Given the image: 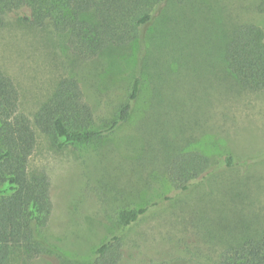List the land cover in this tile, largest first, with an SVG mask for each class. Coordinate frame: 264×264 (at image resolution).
<instances>
[{"label": "rangeland", "instance_id": "rangeland-1", "mask_svg": "<svg viewBox=\"0 0 264 264\" xmlns=\"http://www.w3.org/2000/svg\"><path fill=\"white\" fill-rule=\"evenodd\" d=\"M169 7L167 17L179 22L158 16L152 47L164 45V53L155 80L147 71L143 78L141 57L136 68L122 64L121 71H112L107 59L77 64L61 39L0 19V70L17 85L21 111L31 120L57 81L75 76L102 127L136 74L144 79L133 117L104 146L59 151L38 135L30 170L51 181L48 234L55 250L27 264H91L95 248L118 232L120 264H215L228 247L264 231V91H246L227 76L220 45L197 53L190 47L198 36L202 46L241 24L264 31V0H172ZM179 35L188 44L185 58L165 47ZM181 149L212 162L183 193L167 177L173 152ZM227 157L234 158L230 168ZM132 207L146 213L121 232L117 214Z\"/></svg>", "mask_w": 264, "mask_h": 264}, {"label": "trees", "instance_id": "trees-1", "mask_svg": "<svg viewBox=\"0 0 264 264\" xmlns=\"http://www.w3.org/2000/svg\"><path fill=\"white\" fill-rule=\"evenodd\" d=\"M171 5L172 0H0V19L11 18L61 39L77 64L107 59L112 71H121L122 64L136 68L141 57L143 78L147 71L155 80L154 71L164 53V45L152 47L158 40L156 26L161 17L169 24L179 22V17L168 18L165 13ZM167 31L175 34L170 26ZM219 32L220 39L212 42L208 38L200 46L198 36L190 47L197 53L213 43L220 45L227 76L246 91H264L263 29L246 23ZM179 36L177 41L168 37L165 47L185 58L181 51L188 44L185 36ZM143 78L136 74L113 119L101 127L75 76L59 79L55 91L31 120L21 111L17 85L0 70V264H27L55 250L48 234L53 212L51 181L44 171L30 170L38 135L50 139L59 151L104 146L108 135L133 117ZM171 159L167 177L179 193L186 192L212 167L210 158L195 150L175 151ZM225 164L232 167L234 158L227 157ZM145 213L144 208L121 209L117 214L120 231ZM123 247L122 234L111 235L95 248L91 264H120ZM215 264H264V231L258 238L228 247Z\"/></svg>", "mask_w": 264, "mask_h": 264}]
</instances>
